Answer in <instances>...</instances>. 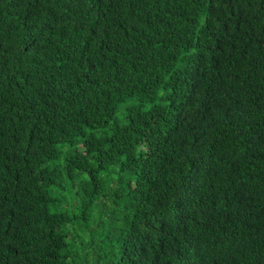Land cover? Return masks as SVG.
Listing matches in <instances>:
<instances>
[{"label":"trees","instance_id":"1","mask_svg":"<svg viewBox=\"0 0 264 264\" xmlns=\"http://www.w3.org/2000/svg\"><path fill=\"white\" fill-rule=\"evenodd\" d=\"M0 264H264V0H0Z\"/></svg>","mask_w":264,"mask_h":264}]
</instances>
